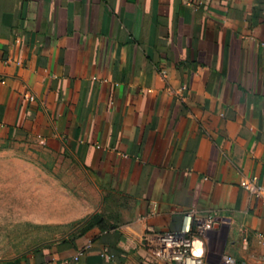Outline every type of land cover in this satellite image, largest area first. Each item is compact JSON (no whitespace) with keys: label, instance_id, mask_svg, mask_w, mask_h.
I'll return each instance as SVG.
<instances>
[{"label":"crops","instance_id":"0c3cea01","mask_svg":"<svg viewBox=\"0 0 264 264\" xmlns=\"http://www.w3.org/2000/svg\"><path fill=\"white\" fill-rule=\"evenodd\" d=\"M30 144L91 228L0 264H174L143 239L190 212L196 255L264 264V0H0V146Z\"/></svg>","mask_w":264,"mask_h":264},{"label":"rangeland","instance_id":"374dc122","mask_svg":"<svg viewBox=\"0 0 264 264\" xmlns=\"http://www.w3.org/2000/svg\"><path fill=\"white\" fill-rule=\"evenodd\" d=\"M61 166L37 144L0 146V262L63 242L87 226L91 192H56Z\"/></svg>","mask_w":264,"mask_h":264},{"label":"built area","instance_id":"2783aa9c","mask_svg":"<svg viewBox=\"0 0 264 264\" xmlns=\"http://www.w3.org/2000/svg\"><path fill=\"white\" fill-rule=\"evenodd\" d=\"M241 187L264 207V181L257 176L245 177ZM218 225L214 213L201 215L190 212L184 216L180 231L148 232L143 239V245L155 257L174 264H249L232 256H223L218 262H211L194 253L195 240L207 239Z\"/></svg>","mask_w":264,"mask_h":264},{"label":"trees","instance_id":"16d2710c","mask_svg":"<svg viewBox=\"0 0 264 264\" xmlns=\"http://www.w3.org/2000/svg\"><path fill=\"white\" fill-rule=\"evenodd\" d=\"M90 228H91V225H90V224L87 225V226L84 228V230H83L82 233H85V232L88 231Z\"/></svg>","mask_w":264,"mask_h":264}]
</instances>
